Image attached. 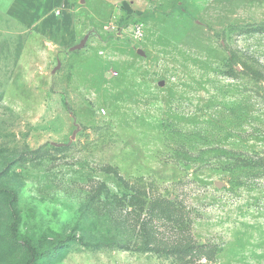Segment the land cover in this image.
<instances>
[{
    "label": "rangeland",
    "instance_id": "obj_1",
    "mask_svg": "<svg viewBox=\"0 0 264 264\" xmlns=\"http://www.w3.org/2000/svg\"><path fill=\"white\" fill-rule=\"evenodd\" d=\"M27 237L37 264H264V0H0V264Z\"/></svg>",
    "mask_w": 264,
    "mask_h": 264
},
{
    "label": "trees",
    "instance_id": "obj_2",
    "mask_svg": "<svg viewBox=\"0 0 264 264\" xmlns=\"http://www.w3.org/2000/svg\"><path fill=\"white\" fill-rule=\"evenodd\" d=\"M9 194L11 196V203H13L15 200H16V195L12 192V191H9ZM160 203H164L168 206H170L171 204H169V202L167 200H159ZM131 204H134L132 202H129ZM173 209V208H172ZM175 210V209H173ZM152 212V211H151ZM155 212V210H154ZM168 215L166 214H163L162 212H159L157 211V213L154 215V216H157L158 218L162 217V216H168L169 219H171L172 221L174 222H177V220L180 219L179 215L177 216V214H174V216L172 215V213H175L174 211H172L171 209H168ZM18 223H19V217H18V214L17 213H14L13 214V220H12V223H11V232L12 234L14 235L16 233V230H17V227H18ZM143 225V229H144V223L142 224ZM44 240V237L43 236H39L37 238V242L40 244L42 241ZM67 242H77L79 244H85V245H88L89 243H87L82 237L80 236H76V235H68L66 236L65 238L63 239H60L57 241V243L55 244V246L53 247V249H56V248H59V247H62L64 246ZM26 249H27V252H28V259L26 261L25 264H37V261L43 256L45 255V252L41 251L40 250V246L38 245H34L33 244V240L29 237L25 238L24 241H23ZM146 245V247L144 248H148V249H153L154 247L153 246H150V244L152 243L150 240H145L144 242ZM117 244V243H116ZM120 244V243H118ZM92 246H95V247H98V246H101L102 244L100 242H96V243H93L91 244ZM189 247V245H185L183 248L184 249H187ZM171 248H178V245L177 246H173ZM182 249V247H180ZM138 250H140L141 248L140 247H137ZM147 250V249H145ZM144 250V251H145Z\"/></svg>",
    "mask_w": 264,
    "mask_h": 264
},
{
    "label": "water",
    "instance_id": "obj_3",
    "mask_svg": "<svg viewBox=\"0 0 264 264\" xmlns=\"http://www.w3.org/2000/svg\"><path fill=\"white\" fill-rule=\"evenodd\" d=\"M90 34H91L90 32L85 34L84 37L79 41L78 44L73 45L72 47H70V50L74 51V50L82 48L84 46V44L86 43V41H87L88 37L90 36ZM138 52L142 53L141 49H138Z\"/></svg>",
    "mask_w": 264,
    "mask_h": 264
},
{
    "label": "built area",
    "instance_id": "obj_4",
    "mask_svg": "<svg viewBox=\"0 0 264 264\" xmlns=\"http://www.w3.org/2000/svg\"><path fill=\"white\" fill-rule=\"evenodd\" d=\"M138 34H141L140 30L137 31V35H138Z\"/></svg>",
    "mask_w": 264,
    "mask_h": 264
}]
</instances>
